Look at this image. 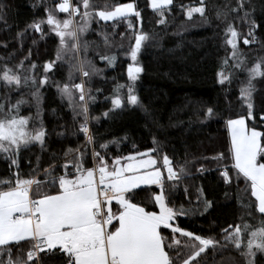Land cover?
<instances>
[{"label":"snow or ice","instance_id":"6c2138e0","mask_svg":"<svg viewBox=\"0 0 264 264\" xmlns=\"http://www.w3.org/2000/svg\"><path fill=\"white\" fill-rule=\"evenodd\" d=\"M173 5L174 0H149V6L159 17L157 23L165 27L168 24L166 14H171ZM5 7L0 3V19H3ZM45 7L46 20H34L27 28L44 38L42 25L48 26L49 33L58 38L55 59L44 63L39 78L35 75L37 65L30 61L31 50L14 66L7 62L0 64V85L7 89L0 96V158L8 161L9 169L0 178V264H55V258L59 259V264H193V261L207 264L211 257L202 254L209 249L214 253L229 245L244 258V264H257V254L262 257L260 264H264V132L257 131L254 123L249 127L248 123L255 120L256 82L264 83V57L249 66L239 49L241 38L245 45L260 43L256 36L260 25L254 17L257 6L253 0H235L234 4L225 0L223 5L213 6L215 19L225 25V44L231 48L230 56L223 60L218 73V82L230 85L237 70L246 73L240 87V99L246 111L239 118L226 121L231 138V168L225 165L220 173L226 184L235 186L234 198L240 208L241 222L223 228L221 240L196 235L176 223L177 218L187 215L189 210L182 205L174 206L169 198L170 190L176 189L188 175L187 161L174 165L157 146L133 155L111 157L110 163L106 158L109 145L119 146L128 137L99 141L89 127L90 119L96 122L100 119L89 116V104L97 99L92 80L95 76L103 79V69L87 58L90 42L84 37L92 30L93 22L99 25L98 35L102 37L104 47H115L116 52L125 48V32L119 33V43L112 39L117 36L120 22H124L132 34L123 53L131 60L127 67L129 82H117L113 95L105 97L112 107L103 113L104 117H109V112L128 108H140L147 113L136 91V82L144 71L138 57L145 46L158 41L156 36L142 30L141 11L136 4L105 3L98 8L95 0H77L76 3L60 0L54 7ZM179 7L186 20L192 21L194 14H199L200 23H210L205 0H199V6L181 4ZM261 8L264 10V5ZM57 13L66 14V18H58ZM132 17L137 18L139 30ZM234 19L247 24L246 35L242 36L237 30ZM101 21L103 25H100ZM107 28L112 32L109 33ZM17 35L23 37L24 33ZM116 52L97 54L108 67L114 68L118 58ZM25 60L30 61L27 66ZM229 60L232 71H225ZM58 63L68 65V81L49 84L47 73ZM77 78L79 82H76ZM45 85L56 87L61 98L67 100L72 122L78 125V129H73L70 134L82 133L86 147L79 144L75 148L68 147L59 157L49 153L47 167L41 164L39 155L35 157L34 165L25 156L23 159L30 165L25 171L21 168L22 151L30 152L33 146H38L41 153L48 151V132L40 108V89ZM22 88L30 89L36 106L35 118L20 114L21 105L27 101L20 98L12 102L10 93L20 92ZM100 91L96 89L97 93ZM215 115L211 107L204 112L205 120ZM80 117L82 121L78 119ZM260 119L264 121V115H260ZM67 131L57 135L63 137ZM153 144L158 145L155 137ZM153 152L158 153V157H154ZM225 158L223 152L211 157L218 162ZM199 170L204 171L203 168ZM230 172L234 174L230 175ZM151 186H156L158 191ZM184 191L187 192V188ZM199 191L202 194L203 190ZM228 196L226 191L225 197ZM142 201H150L158 211L142 206ZM209 207L211 201L205 200L204 210ZM177 233L187 239L182 243L176 237Z\"/></svg>","mask_w":264,"mask_h":264},{"label":"trees","instance_id":"16d2710c","mask_svg":"<svg viewBox=\"0 0 264 264\" xmlns=\"http://www.w3.org/2000/svg\"><path fill=\"white\" fill-rule=\"evenodd\" d=\"M59 2L60 0H0V3L6 5L3 19H0V64L7 62L10 66H14L31 50L30 61L37 65L35 75L39 78L44 63L55 59L58 38L54 33H49L46 24L42 25L46 34L44 38H41L40 33L27 28V25L34 20H46L45 5L54 7ZM76 2L77 0H73V3ZM205 2L208 5L207 14L211 17L210 23H200L199 14H195L192 21L186 20L184 12L179 7L181 4L199 5V0H174L171 14H166L168 24L165 27L157 23L159 17L149 6V0H95L98 8H102L105 3L108 5L135 3L141 11L142 30L156 36L158 43L145 46L138 57V62L144 71L136 82V91L147 113L140 108H128L109 112V117L106 118L103 113L112 105L105 97L113 95V88L117 82L121 84L129 82L127 67L131 60L123 53L128 47L132 34L126 24L120 22L116 29L117 36L112 39L119 43V33L125 32L123 40L125 48L116 52L115 47L111 49L104 47L102 37L98 35L99 25L93 22L92 30L84 37L90 42L87 58L92 60L97 68L103 69V79L101 76H95L92 80L93 94L97 99L95 103L89 104V116H98L100 119L99 122L90 119L89 127L99 141L107 142L128 137L119 146L109 145V156L106 158L110 163L111 157L133 155L157 146L162 153H166L173 160L174 165L187 161L188 175L183 177L176 189L170 190L172 195L169 198L174 206L182 205L189 210L187 215L178 217L176 223L182 229L196 235L213 236L221 240L223 228L241 222L240 208L234 198L235 186L226 184L220 173L225 165L231 168L229 154L231 138L226 121L229 118H239L246 111L240 99L241 82L245 81L246 73L237 70L230 85L227 83L222 85L218 82V73L222 69L223 60L230 56L231 48L225 44V25L215 19L213 6L223 5L225 0H205ZM231 3L234 4L235 0H231ZM253 3L257 6L254 17L256 23L260 25L256 29L260 43L245 45L242 38L239 40V49L249 66L264 57V10L261 8L264 0H253ZM57 16L60 19L66 18L64 13H57ZM131 19L139 30L140 24L137 18ZM103 24L104 22L101 21L100 25ZM233 24L242 36L247 34L248 26L245 22L234 19ZM107 31L111 33L112 29L107 28ZM20 32L24 33L23 37L17 35ZM33 40L36 41L35 44ZM98 52H116L118 57L116 66L108 67L105 61L99 59ZM30 61L25 60V66ZM231 63L229 60V67L224 69L225 71H232ZM47 75L50 77L49 84L56 81L67 82L68 65L61 66L58 63ZM76 82H79L78 78ZM97 88L101 89L99 93L96 92ZM256 89L253 97L255 120H249L248 123L249 127L254 123L256 129L264 132V121L260 119V115H264V83L257 81ZM6 91L7 89L0 85V96ZM40 91L42 119L48 132V151L41 153L38 146H33L30 152L22 151L21 168L25 171L30 167L28 160L23 159L25 156L31 159L34 165L35 157L39 155L41 164L47 167L49 153H55L59 157L68 147L75 148L78 144L86 147L82 133L77 132L76 136L70 134L73 129H78V125L72 122V112L67 100L61 98L54 86L45 85ZM10 96L13 103L20 98L27 101V104L21 105L20 114L35 118L36 106L30 89L12 91ZM208 107H211L216 115L212 119L205 120L204 112ZM78 119L82 121L83 118ZM65 129L68 131L63 137L57 135ZM153 137L158 145L153 144ZM133 144L136 147H133ZM221 152L225 153V160L218 162L211 159ZM152 155L158 157L156 152ZM90 163L89 158V165ZM200 168L204 171H200ZM8 171V161L0 158V178H3ZM233 174L230 172V175ZM240 187L243 189V183ZM151 188L158 191L156 186ZM185 188L187 192L184 191ZM200 189L203 190L202 194ZM226 191L229 192L228 197H225ZM205 200L211 201V207L207 211L204 210ZM145 205L150 210L158 211L150 201H142V206ZM115 208L114 202L113 210ZM256 216L259 217V213H256ZM176 237L182 243L187 239L179 233ZM202 256L211 257L207 264H244V258L232 245L217 249L214 253L209 249ZM256 259L257 264H260L261 255L257 254ZM55 264H59L58 258H55ZM193 264L196 262L193 261Z\"/></svg>","mask_w":264,"mask_h":264},{"label":"rangeland","instance_id":"374dc122","mask_svg":"<svg viewBox=\"0 0 264 264\" xmlns=\"http://www.w3.org/2000/svg\"><path fill=\"white\" fill-rule=\"evenodd\" d=\"M195 6H199V5H193L192 7H195ZM194 16H195V14H194ZM144 49V48H143ZM143 49H142V51H143ZM142 51H141V53H142ZM140 53V54H141ZM257 131H260V130H258V129H256Z\"/></svg>","mask_w":264,"mask_h":264},{"label":"water","instance_id":"95a60500","mask_svg":"<svg viewBox=\"0 0 264 264\" xmlns=\"http://www.w3.org/2000/svg\"><path fill=\"white\" fill-rule=\"evenodd\" d=\"M39 33V32H38Z\"/></svg>","mask_w":264,"mask_h":264}]
</instances>
